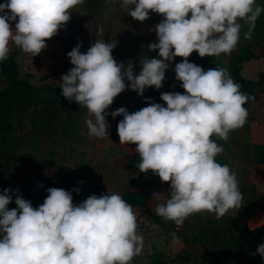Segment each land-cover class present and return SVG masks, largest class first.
Listing matches in <instances>:
<instances>
[{
    "label": "clouds",
    "instance_id": "9594fccd",
    "mask_svg": "<svg viewBox=\"0 0 264 264\" xmlns=\"http://www.w3.org/2000/svg\"><path fill=\"white\" fill-rule=\"evenodd\" d=\"M81 3H0V61L8 58L10 44L33 57L39 55ZM121 5L140 22L149 19L150 12L164 17L154 28L158 42L148 46L162 59L140 61L142 70L137 74L132 61L114 59L117 41L98 37L87 52H81L78 44L67 54L74 67L61 78L62 95L88 110L89 135L103 139L109 136L107 109L114 99L126 87L140 96L150 87L159 90L169 62L184 58L175 65L184 93H162L166 106L151 101L135 112L120 107L110 115L123 116L117 125L120 145H136L139 171H151L162 182H170L171 196L156 206V215L177 226L204 211L219 219L241 207L242 194L235 172L216 159L224 150L217 139L227 141L246 123L245 105L254 97L241 91L226 68L205 71L188 58L194 52L200 57L230 54L245 24L244 39H251L264 7L257 0H121ZM98 32L103 36L104 29ZM73 191L79 194L80 189ZM152 196L160 200L162 194ZM12 202L13 190L5 189L0 194V264H131L144 247L133 207L118 193L93 194L77 205L71 192L53 187L38 207L19 194L17 207L10 210ZM172 237L173 243H180L175 233ZM257 253L264 257V243Z\"/></svg>",
    "mask_w": 264,
    "mask_h": 264
},
{
    "label": "rangeland",
    "instance_id": "374dc122",
    "mask_svg": "<svg viewBox=\"0 0 264 264\" xmlns=\"http://www.w3.org/2000/svg\"><path fill=\"white\" fill-rule=\"evenodd\" d=\"M257 3L261 5L264 0H257ZM163 19L162 15L150 12L149 19L137 21L128 15L121 0H83L71 12L70 21L46 41L47 47L39 55L33 57L32 54L21 51L18 56L20 76L35 86L38 96L16 122L14 133L5 148L3 162L7 165L8 172L2 181L0 194L5 189H12L26 200L36 201L40 205L48 195V189L57 188L66 177H69V188L80 189L79 197L82 202L92 195L94 186L99 188V196L113 192L122 196L128 190L147 188L151 195L154 192L161 193L162 197L155 200L152 196L145 211L133 208L139 227L137 232L144 237V247L131 264H153L158 253L163 255L165 264H217L209 243L205 240L206 244L202 245L193 235L199 234V227L207 226L208 220L221 221L227 216L236 215L238 208L229 210L219 219L214 213L207 211L190 215L187 218L188 224L181 230L183 236L180 243H173L169 234L156 222L158 215L154 211L159 203H166L170 198V182H162L158 175L116 166V160L125 154L134 153L136 145H120L117 125L123 116L113 118L110 113L120 107L132 113L148 106L151 101L166 106L161 100L162 93H184L182 82L176 79L175 74V65L184 58L177 57L169 62L163 86L159 90L150 87L140 96L126 87L107 109L109 136L103 139L89 135L86 125L88 110L74 100L69 101L62 95V91H58L62 76L74 67L67 54L78 44L81 52H87L98 37L106 42L117 41V47L112 52L114 59L118 63L132 61L134 71L139 74L142 70L140 61L151 57L161 58L159 53L153 55L143 43L147 39L152 43L158 42L154 28ZM260 19L263 21L260 22ZM12 26L14 27V23ZM101 27L104 29L103 36L98 32ZM246 31L248 26L245 24L240 41L230 54L200 57L194 52L188 58L189 61L205 71L217 66L228 71L231 59L243 54L246 48L257 55L264 53V12L256 21L251 39H244ZM9 47V55L18 49L14 44ZM142 48H146V53H142ZM243 76L258 82L256 95L248 105L246 123L233 130L225 143L217 140L224 150L216 159L221 164L229 165L235 172L242 201L245 202L247 198L259 199L264 196V167L255 162L252 154L255 144H264V58L244 64ZM125 83L128 85L130 82L125 79ZM5 87L3 84L0 90ZM52 105L56 122L48 128L45 121L51 118L49 107ZM132 181L137 185L133 186ZM244 191L246 196L243 195ZM154 224L158 228L154 229ZM222 225L226 227L225 223ZM247 225L251 230L264 225V201L247 220Z\"/></svg>",
    "mask_w": 264,
    "mask_h": 264
},
{
    "label": "trees",
    "instance_id": "16d2710c",
    "mask_svg": "<svg viewBox=\"0 0 264 264\" xmlns=\"http://www.w3.org/2000/svg\"><path fill=\"white\" fill-rule=\"evenodd\" d=\"M4 2L5 0H0V3ZM261 6L264 7V3L261 4ZM262 21L263 20L260 19V22ZM241 31H243V27ZM151 43V41L145 40L143 45L147 48ZM146 48H142L143 50L141 51L143 54L146 53ZM21 51L22 50L18 48L12 55H9L7 59L0 61V87H2L3 84L6 85L4 89L0 90V189L2 181L5 180L8 172L7 165L3 162L5 148L14 133L16 122L20 120L21 115L25 114L27 109L34 104L38 96L35 86L28 80L22 79L20 76L18 56ZM157 53L158 50L152 51L153 55ZM262 58H264V53L257 55L250 48H246L243 54L237 55L231 59L230 68L228 70V74L234 78V81L241 84V91L254 98L258 82L243 76V66L246 63ZM58 91H62V89L59 88ZM57 96L58 94L55 95V97ZM252 100L253 99H250L247 102L245 105L246 108H248ZM52 108H54L53 105L49 107L51 118L45 121V126L48 128H51L56 122L52 113ZM217 140L222 143L226 142L222 139ZM252 154L255 162L264 167V144H255L252 148ZM140 160L141 158L137 152L125 154L116 160V166L118 168L140 172L138 168ZM146 174L155 175L151 171ZM68 181L69 177H66L57 185V188H62L71 192L73 195V203L78 205L82 202L79 197L80 195L68 187ZM132 182L134 184L133 186L137 185L134 181ZM91 194L99 196V188L94 186ZM16 195V192L13 191V202L8 206L10 210L17 207L15 204ZM243 195H247L245 191ZM151 197V192L147 188L128 190L122 195V198L138 211H145L148 209ZM262 201H264V196L259 199L258 197L247 198L245 202L242 201L241 207L238 208L236 215L227 216L221 221L208 220V225L199 227V234H194L193 238L196 241H200L202 245H205L206 241L209 243L214 251L217 264H264V257H261L257 253L259 244L264 243V225L253 230L249 229L247 225V220L253 215L254 211L260 207ZM32 204L33 207L39 206L36 201L32 202ZM156 222L169 234L170 239H173L172 233H175L180 240L183 236L181 230L188 224V220L186 219L183 225L177 226L174 222L166 221L160 216L157 217ZM222 223H225L226 227H224ZM153 264H165L161 253L156 255Z\"/></svg>",
    "mask_w": 264,
    "mask_h": 264
},
{
    "label": "crops",
    "instance_id": "0c3cea01",
    "mask_svg": "<svg viewBox=\"0 0 264 264\" xmlns=\"http://www.w3.org/2000/svg\"><path fill=\"white\" fill-rule=\"evenodd\" d=\"M147 40H148V39H147ZM148 41H150V40H148ZM262 144H263V143H262ZM135 152H136V151H135ZM135 152H134V153H135Z\"/></svg>",
    "mask_w": 264,
    "mask_h": 264
}]
</instances>
